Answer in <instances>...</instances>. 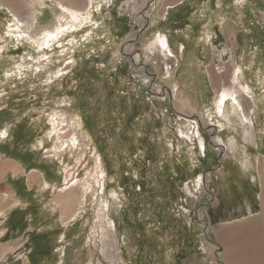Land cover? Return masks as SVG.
<instances>
[{
    "label": "rangeland",
    "instance_id": "obj_1",
    "mask_svg": "<svg viewBox=\"0 0 264 264\" xmlns=\"http://www.w3.org/2000/svg\"><path fill=\"white\" fill-rule=\"evenodd\" d=\"M162 1L0 0V264L264 246V0ZM223 87L246 118L220 115Z\"/></svg>",
    "mask_w": 264,
    "mask_h": 264
},
{
    "label": "bare ground",
    "instance_id": "obj_2",
    "mask_svg": "<svg viewBox=\"0 0 264 264\" xmlns=\"http://www.w3.org/2000/svg\"><path fill=\"white\" fill-rule=\"evenodd\" d=\"M66 8L71 11V16L73 17H76V12L82 9L81 7H77L76 9L73 8L70 9L69 7ZM14 22L16 24V21ZM166 37L167 36L161 34V32H158V34L155 35L153 40L151 41L150 48L152 50L156 48L163 52H166L167 50L171 51L169 48H166L165 50ZM229 101L232 103L234 111L238 112V108L240 107L242 109V113H243L242 115H244L245 118L247 117V114L244 111L243 104L241 103V100L238 95V89L223 87L221 91L218 92L215 102L220 115L226 119L228 124H229V118H228L227 109H228ZM238 114H239L238 117L240 119V122L243 123V118L240 112ZM234 144L235 141L233 139H230L229 141L230 147H233ZM261 200H262L263 210L261 214L258 216V220L264 221V198L262 197ZM232 232H230L229 230L224 232L220 231L217 234L218 238L221 239V241L224 243L223 258L226 261V264H264V246H263L262 238L256 235L250 236V234L241 233L242 231L240 233L238 232L236 233L235 231ZM104 244H106L104 246L106 247V254H108V250L110 247H112V243L110 244L108 241L105 240Z\"/></svg>",
    "mask_w": 264,
    "mask_h": 264
},
{
    "label": "built area",
    "instance_id": "obj_3",
    "mask_svg": "<svg viewBox=\"0 0 264 264\" xmlns=\"http://www.w3.org/2000/svg\"><path fill=\"white\" fill-rule=\"evenodd\" d=\"M6 197H8V194H6Z\"/></svg>",
    "mask_w": 264,
    "mask_h": 264
}]
</instances>
